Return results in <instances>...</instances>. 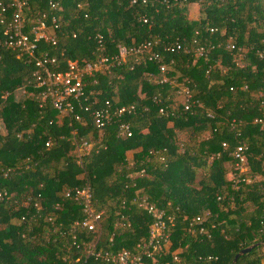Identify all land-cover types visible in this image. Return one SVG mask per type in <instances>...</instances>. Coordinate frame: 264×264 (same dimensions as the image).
Masks as SVG:
<instances>
[{"label":"trees","instance_id":"16d2710c","mask_svg":"<svg viewBox=\"0 0 264 264\" xmlns=\"http://www.w3.org/2000/svg\"><path fill=\"white\" fill-rule=\"evenodd\" d=\"M11 12L0 0V264H107L89 248L132 249L151 204L174 219L143 264H230L256 243L233 264H264V0H27L25 31L41 14L49 27L31 55L3 44ZM145 42L154 57L83 75L72 112L41 99L36 58L63 72ZM85 105L132 110L96 127ZM84 186L93 232L79 225Z\"/></svg>","mask_w":264,"mask_h":264},{"label":"built area","instance_id":"2783aa9c","mask_svg":"<svg viewBox=\"0 0 264 264\" xmlns=\"http://www.w3.org/2000/svg\"><path fill=\"white\" fill-rule=\"evenodd\" d=\"M26 4L27 0H10L12 12L7 27L4 30L3 44L10 49L18 50L26 55H31L35 48L36 41L40 38H45L46 31L49 27L43 20L45 15L41 14L26 32L23 21V9L26 7ZM50 5L51 7L55 6L53 3ZM50 21L53 23V27H56V24H54V16L50 18ZM150 46V42H145L128 48L125 46H118L117 53L114 56H101L93 63L87 62L82 65H78L76 62L68 60L66 63V69L63 72H51L43 65L45 61L44 59L41 60L36 58L35 64L39 66L42 71V75L37 71L34 72L37 85L43 87L40 93L41 99L48 98L51 106L57 111V113L67 114L72 112V100H77L83 95V75H91L94 72L99 71H108L110 65L114 63L119 64L130 55H145L150 59L154 57L150 51ZM50 61L52 62L53 60ZM159 70L163 73L165 67L160 65ZM162 81H166V78L164 77ZM179 90L186 99L189 98L190 94L186 87L181 86ZM83 98L86 99L85 97ZM186 107L187 106H185V108ZM83 110L89 112L96 127H101L109 122L111 115H119L125 111L128 112L132 110V106L128 108L121 106L114 108L113 111H109L108 105L92 109L85 105ZM74 118L78 120L80 117L78 114H74ZM119 134L129 135L128 127L125 123L120 124ZM80 147H85L87 149L88 145L82 143ZM242 150L241 146H237L233 154L236 159L234 165L236 178H238V174L244 170V167L242 166ZM73 194L74 198L82 204V209L85 213V217L79 223L80 227L93 232L96 227H98L99 214L94 213L90 208V191L88 186L74 189ZM144 208L152 218L148 225L147 236L145 239H140L132 249L107 251L101 247H96L91 250L89 248L88 254L93 255L95 259H101L107 264H143V261L147 258L153 260L155 253L160 252L161 243L164 245L168 241L169 229L173 224L174 217L172 214L166 213L163 209L156 208L152 204L147 205ZM205 218V216H195L192 218L188 223V230L194 232L195 226L204 222ZM200 231H202V228H200ZM154 264L159 263L154 260Z\"/></svg>","mask_w":264,"mask_h":264},{"label":"water","instance_id":"95a60500","mask_svg":"<svg viewBox=\"0 0 264 264\" xmlns=\"http://www.w3.org/2000/svg\"><path fill=\"white\" fill-rule=\"evenodd\" d=\"M256 245H257V243H256V244H251V245H248V246H246V247H243L242 249H240L239 251H237V252L234 254V256H233V258H232L230 264H233V263L236 261V259H237L240 255H242V254L248 252L251 248H253V247L256 246Z\"/></svg>","mask_w":264,"mask_h":264},{"label":"rangeland","instance_id":"374dc122","mask_svg":"<svg viewBox=\"0 0 264 264\" xmlns=\"http://www.w3.org/2000/svg\"><path fill=\"white\" fill-rule=\"evenodd\" d=\"M188 9L190 10L189 16L192 15V17H193L194 15H196L197 5H195V4L188 5ZM180 136H182V134H180ZM130 156H131V154H130V152H128L127 157L129 158Z\"/></svg>","mask_w":264,"mask_h":264}]
</instances>
